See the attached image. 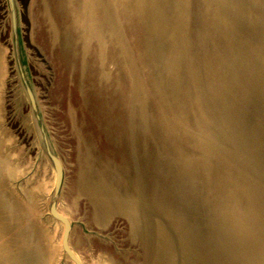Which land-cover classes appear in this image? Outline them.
Returning <instances> with one entry per match:
<instances>
[{
	"label": "rangeland",
	"instance_id": "374dc122",
	"mask_svg": "<svg viewBox=\"0 0 264 264\" xmlns=\"http://www.w3.org/2000/svg\"><path fill=\"white\" fill-rule=\"evenodd\" d=\"M98 1L18 0L31 81L65 168L59 210L73 221H81L88 229L106 236L104 240L86 235L75 225L70 241L74 251L85 264H188L191 260L189 253H192L190 248L197 247L196 241L203 243L209 237L212 238L210 247L217 250V255L210 258L200 252L202 261L196 264H222L226 260L223 256L228 253L232 256L229 260H240L242 264L251 261V254H262L264 257V144L262 147L239 144L240 134L246 139L257 132L264 112L253 110L240 131L236 124L231 129L229 127L230 107L227 104L234 101V85L239 83L241 87H247V84L234 81L238 78V58L236 50L229 44L239 41L218 28L216 13L222 2L186 0L185 12L193 7L190 13H193L191 20L196 30L203 26L207 33H212L209 40L213 49L211 58L199 49L198 63L191 61L187 52L177 59L179 65L170 67H177L174 81L179 91L174 93L171 89L173 85H169L170 81L174 83L167 73L169 67L161 66L167 77L157 72L152 58H139L144 46L139 43V49H136L128 42L122 15H133L140 23L139 14L142 9L149 8L146 10L149 15L161 12V19L164 14L167 16V25L177 24L179 28L176 31L180 34L185 28H180V20L173 10L172 2L175 3V0H114L120 16H116L114 22L124 39L123 54L112 40L109 19L104 18L106 11L103 12ZM84 4H87L88 15L97 18L94 30L101 33V38L105 35L106 42L103 38L101 50L90 46V39L86 40L85 49H81L85 37L81 33ZM147 12L142 16H146ZM233 21L228 17L225 26H234ZM170 33L165 32L164 37L168 38ZM139 37L142 39V36ZM166 41L162 42L158 51L159 57L164 59L171 52ZM217 48L218 56L214 54ZM175 51L176 58L177 48ZM200 51L202 53L199 54ZM147 53L154 58L156 51L151 49ZM12 62L5 6L0 0V196L4 199H0V208L9 218L11 202L26 204L27 209L32 210L36 226L47 235V239L44 236L38 238L44 240L40 251L42 264H58L60 228L45 216L44 207L52 170L38 153L28 119L25 118L27 107ZM127 71H130L129 78ZM191 74L202 79L198 87L192 84ZM134 76L137 77L136 86L132 80ZM105 85L110 89H104ZM137 87L138 92L134 93ZM161 89L166 92L160 94L163 97L158 94ZM160 99L170 107L160 106ZM121 105L124 109L122 115L119 112ZM105 107L107 115L104 118L102 112ZM218 146L230 156L229 159L219 153ZM240 149L249 151L248 160L252 163L244 161ZM88 154L99 159L96 163L88 161L92 167L95 164L98 169H106L107 164L127 176L128 190L121 183V178L108 171L107 178H103L105 189L108 190L111 184L115 185L114 189L118 187L116 190L123 195L124 207L126 203L128 209L134 206L133 211L130 210L133 217L124 214L125 222L131 225L132 218L142 214V223L154 226L153 229L161 233L159 240L167 237L168 241L163 245L157 243L159 233H155L153 244L146 243L144 246L142 237L137 236V241H131L125 232L94 220L98 205L86 193H94L92 184L99 183L97 178L103 179L102 176L96 177L94 169L89 168L85 159ZM256 161L263 162V168L257 166ZM113 195V199L109 196V200L106 194L107 200L112 202L110 205H114L116 195ZM230 215L238 216V219H230ZM15 225L14 229V226L11 227V232L18 228ZM16 235L19 238L16 251L21 253L20 249L27 241L23 234ZM7 239L11 241L10 234ZM179 246L184 250L188 247L186 253L181 252L183 250ZM47 247L51 249L50 257ZM254 247L263 253H254ZM146 248L149 250L147 261L142 256ZM180 252L183 257H178ZM101 253H104L105 260L99 257ZM32 257L25 255L27 264L31 263ZM62 264L71 263L65 260Z\"/></svg>",
	"mask_w": 264,
	"mask_h": 264
},
{
	"label": "water",
	"instance_id": "95a60500",
	"mask_svg": "<svg viewBox=\"0 0 264 264\" xmlns=\"http://www.w3.org/2000/svg\"><path fill=\"white\" fill-rule=\"evenodd\" d=\"M3 1L5 6V18L8 25V43L10 46V57L12 58L13 61L12 64H13L14 75L17 80V84L19 85L21 93L24 97V102L27 107L28 126L30 127L32 135L34 136L33 138L36 142L38 153L47 161L48 165L52 170V181L47 193L44 196V207H45V216L52 223L57 224V226H59L60 228V235H59L60 257L59 259H57L58 264H60L61 262L64 263L65 260H67L71 264H85L71 246L70 241L73 233V227L75 225H78L84 234L98 237L100 239L105 240L106 236L100 234L97 231L88 229L86 225L81 221H77V222L73 221L69 216H67L66 214L62 213L59 210L58 204L62 197V193L65 185V168L56 150L55 143L48 129L46 121L43 117L41 106L39 104L37 94L35 92V89L31 81L30 72L27 66L26 51L21 33V21H20L18 0H3ZM91 1H95V0H91ZM220 1L222 2L221 3L222 7H220V9H218L216 13V17L218 18L217 22H219L218 28H220L228 36L236 37V39L239 41L238 43L235 42L234 44H229V47H233L234 50H236V59L238 58V62H237L238 78H236L234 81L237 80L240 83L247 84V87H241L239 83L238 84L236 83V85H234L232 92L234 101H231V104H227V106L230 107L229 117L227 118V121L229 122L230 125L229 127L231 129L234 126V124H236L239 126L238 130L240 131L242 127H245L244 120L246 119L247 116L253 113V110L254 111L256 110L257 112L260 111L264 112V0H256L255 3L253 4H251L252 1L249 3L248 0H229L233 2L234 6L228 4L226 0H220ZM239 1L243 7L237 6ZM111 2H113V6ZM185 2L186 0H175V3H173V10L176 12V16L178 17L181 23L180 28L183 29L185 28L183 32H181L180 34L177 33L176 31L179 28L177 24L172 23L171 26L167 25V21H166L167 16L165 14L163 16V19H161L162 18L161 12H157L151 15L146 13L145 14L146 16H142L144 12H147L146 11L147 9L146 10L142 9V13L139 15L140 16L139 19L141 20L140 23H138V21L135 19L136 17L133 15H129L127 13H123L122 15L123 18L122 21L124 22L126 28L123 29L126 32L125 37L129 40L128 42L130 44L132 43V45L134 44L136 46L135 47L136 49H139L137 48V45L139 46V43L143 44L144 52L140 54L139 58L143 60L152 58V60H154L153 65L156 64L157 72L161 74L163 73L167 77H168L167 75L168 73L174 82L172 83V81H170L169 83V85L170 84L173 85L171 89L172 91H174V93L175 91L177 92V90L179 91V89H177L176 86L177 82L174 81V77L177 72V67H174V69L170 67H173L172 65L174 66L179 65V63L177 64V59L183 56L185 52H187L189 54L191 61L195 60L198 63L196 58H198L199 49L203 50L205 56L207 57L210 56V58L212 56L211 50L213 49V45H211V41H210L211 39L209 37V34L212 33H207V31L204 30L203 26H201L200 29L198 28L199 31L196 30V27L193 25V22L191 20V17H193V13H190L193 10V7L189 8V12L187 11L185 12ZM99 3L100 5H102L103 12L106 11L105 13L106 16L104 15V18L109 19L108 25L111 28L110 34L112 40L115 41L113 42L115 46L117 45L116 48H118L123 54L125 49L124 39L122 38L121 34L118 33V28L114 22L116 16H118L117 13L118 8L116 2L114 0H100ZM84 7H85V12L83 14V20L81 21V25H82L81 33L85 37L83 38L84 42L82 44L84 45L82 46L81 49H85L86 47L85 45L87 43L86 40L90 39L89 41L90 46H93L95 50H101L103 44V38L104 41L106 42V38L104 37L105 35H102L103 37L101 38V33L97 32L96 29L94 30V26L98 24L97 18L93 19L91 15H88L87 4H84ZM228 17H231L234 20L235 22L234 26H230V27L225 26V21L226 19H228ZM118 18H120V16H118ZM95 21H96V25L94 24ZM168 31H171L168 37L169 39L164 37L165 32ZM173 32H175L174 35H172ZM105 33L108 34L107 31ZM139 35L142 36V39L141 37H139ZM127 39L125 40L127 41ZM165 40H167L166 41L167 45H170V51H171L169 52L167 59L161 58L162 56L159 57L158 54L159 48H161L162 42ZM151 43H153L154 46ZM106 48H108L107 45ZM176 48H177V55L175 58L174 56L176 54L175 51ZM151 49H154L156 51L154 58L147 53V51L149 50L151 51ZM237 50H239L238 53ZM242 51L245 53L243 54ZM200 53L202 52L200 51L199 54ZM214 54H216L217 56L219 55V48L215 50ZM161 59L163 61H161ZM172 61L176 62V64H174ZM163 64L165 67H169L167 73L161 67L163 66ZM200 65L204 66L206 64L203 65L200 64ZM129 72L127 71L128 78H129ZM132 80L136 86L137 81L135 76L133 77ZM201 81L202 79L200 77L197 76L196 78H194V76L191 74V82L194 85V87H198V84ZM105 88L110 89V87L106 85L104 86V89ZM107 92H111V90L109 91L107 90ZM133 92L134 93L138 92V88L137 89L135 88V91L133 90ZM161 93L165 94L166 92L163 89H161V92L159 90L158 92L159 96L163 97L162 95H160ZM184 93L185 91L182 93V95ZM197 95H196V99H198L199 97L198 93ZM158 103L160 106L162 105L163 107L169 106V104L166 103L165 100L163 99H160ZM122 110L124 109L123 106L121 105L119 109L121 115H122ZM102 113H104V118H105V115H107L106 107L104 108V111ZM254 127L256 128V126ZM257 128H258L257 132L254 133L251 138L245 139V137H243L240 134L239 144L245 146L247 143L253 146L262 147V145L264 144V116H263V122L262 123L259 122ZM230 133L232 135L231 131ZM196 150L198 151L199 148L197 147ZM218 151L219 153L224 154L227 159L230 158V156H228V154L223 149H220L219 146H218ZM239 153L242 155L244 161L248 163L253 162L252 160L251 161L248 160L249 159L248 150L240 149ZM88 155L85 158L87 159L86 162L89 164L90 169L92 170L94 169L95 172L94 175H97L96 177L102 176V178L106 179L107 177L106 173L108 171L112 173L113 176L121 178L122 179L121 183L124 184L123 185L125 186L124 188L125 189L127 188L128 190L129 181L127 180V176H123L122 173L121 174L118 173L114 168H111L107 164H105L106 169L104 168L98 169V167L95 164H94L95 166L93 165L92 167V165L88 161H92L96 163V159L97 160L99 159L93 155L92 156L91 155L88 156ZM204 157L206 158V156ZM89 158L91 160H89ZM255 164L260 168H263V162L256 161ZM85 167L87 169L86 165ZM99 171L101 172L98 175ZM97 179L99 183L98 184H96V182L93 183L91 188L94 189V193L92 192L86 193L87 195L90 194L92 201L95 204L97 202L98 205L97 206L98 208L95 210L97 211V218H95L94 220L97 221L98 223L102 222L101 224L103 223L109 224L113 229H118L125 232L127 238L131 241H137L136 237L140 236L142 237V242L144 246L146 243L153 244L152 239L154 238L155 233L157 235L159 231L155 228L153 229V227L150 225H147L145 223L143 224L142 223L143 217L141 216L142 214H138L139 217L132 218L133 220L131 225H129L128 222H125L124 214L126 217L129 216L131 214V211H133L134 206L128 209L126 203L124 207L123 206L124 201H122L123 195L120 193V191L114 189L115 185L111 184L110 187H112L113 189L109 187V189L107 190L105 189L106 187L104 180H101L100 178ZM1 187L2 186L0 182V188ZM103 191L105 195H103ZM114 193L116 195V197H114V205H110L109 203L111 202L107 201L106 194L108 195V198L110 196V198L113 199L112 195ZM0 199L4 200L3 197L1 196ZM134 203H137L136 200H134ZM10 204L12 206V212L10 218H8L4 213V210L3 209L1 210L0 208V264H27L25 260V255L28 257L33 256L32 261H30L31 263L29 264H42L41 258L43 255L41 254L40 251L42 250L41 242H44V240L40 241L38 238L40 236H44L47 239V235L45 234L44 230H41L39 227L36 226V223L33 220V213L30 207H29L30 210H28L26 204H20L16 202H11ZM137 210L138 209H136V211ZM101 211L103 213H101ZM140 211L142 210L140 209ZM136 213L134 216H136ZM230 219H238V216L230 215ZM149 220L152 221L151 218ZM137 221H140L141 223L138 224ZM15 224H17L18 228L14 230V232H11V227L12 226L15 227L16 226ZM165 226L169 227L167 223H165ZM17 230L20 232L19 233L16 232ZM164 233L166 232L164 231ZM8 234L11 235V241L7 239ZM16 234H23L28 244V245L24 244L22 246V248L20 249L21 253L16 251V247H18V242H19V238ZM160 237H161V233L157 235V239H158L157 243L163 245L164 242L168 241L167 237H165L163 241L159 240ZM206 239H208V241H204L203 243L196 241L197 247L190 248L192 252L190 258L192 260H189L188 264H196L197 262H199V260L202 261V258L199 256L200 252H202L203 254H205V256H208L210 258L212 257V255L213 256L217 255V250L212 249L210 247L211 244L209 243V241L212 242V238L207 237ZM178 242L180 243V240ZM179 247L181 248V246ZM255 249L256 248L254 247L253 250L255 251L254 253L256 252L263 253L262 251H256ZM45 250H46V246H45ZM50 250L47 247L48 257H50ZM182 250H183L182 252H185L184 249ZM28 251H30L29 254H26ZM177 254L179 255L178 257L182 256L181 252ZM142 256L143 259H145L144 252ZM99 257L102 260H105L104 253L99 254ZM223 257L226 260L223 261L222 264H242L240 260L238 262H233L229 260V258L232 257L231 254L229 253L224 255ZM245 257L247 256H242V258ZM236 258L239 259L240 254ZM250 258L251 261L248 262V264H264V257L262 254L259 255L251 254Z\"/></svg>",
	"mask_w": 264,
	"mask_h": 264
},
{
	"label": "bare ground",
	"instance_id": "6f19581e",
	"mask_svg": "<svg viewBox=\"0 0 264 264\" xmlns=\"http://www.w3.org/2000/svg\"><path fill=\"white\" fill-rule=\"evenodd\" d=\"M143 1V0H142ZM151 1V0H150ZM162 1H164V0H162ZM173 1V0H172ZM188 1V0H187ZM227 1V3L228 4H230V5H232V6H234L233 5V2H231V1H229V0H226ZM249 1V3L251 2V4H253V3H255V1L256 0H248ZM141 2V1H140ZM139 2V3H140ZM156 2V1H155ZM91 3V2H90ZM152 3V2H151ZM161 3V2H160ZM159 3V6L162 4H160ZM174 2H172V4H173ZM143 4V3H142ZM142 4H141V6H142ZM250 4V5H251ZM152 5V4H151ZM163 5V4H162ZM165 5H167V4H165ZM101 6V5H100ZM156 5H154V7H155ZM237 6H239V7H243L242 5H241V3H240V1L238 2V5ZM252 6H254V5H252ZM162 7V6H161ZM145 8H147V7H145ZM153 8V7H152ZM164 8V7H163ZM149 9V8H148ZM147 9V10H148ZM146 10V9H145ZM153 10V9H152ZM155 10V9H154ZM230 10V9H229ZM89 11V10H88ZM188 11V10H187ZM216 11V10H215ZM139 12H140V10H139ZM138 12V13H139ZM151 12V11H150ZM172 11H170V13H171ZM147 13H149V12H147ZM153 13V12H152ZM140 15V14H139ZM173 15V14H172ZM171 17H173V16H171ZM230 18V17H229ZM108 21V20H107ZM231 22H232V20H231ZM234 22V21H233ZM235 24V23H234ZM55 27V26H54ZM230 27V26H229ZM224 30V29H223ZM232 37H234V36H232ZM234 40H235V37H234ZM233 41V40H232ZM235 42V41H234ZM88 43V42H87ZM233 43V42H232ZM152 44V43H151ZM232 52H233V49H232ZM234 53V52H233ZM204 55V54H203ZM232 54H230V56H231ZM234 55H235V53H234ZM126 56V55H125ZM127 58V57H126ZM201 58V57H200ZM205 58V57H204ZM235 62V61H234ZM219 67V66H218ZM137 76V75H136ZM135 76V78H137ZM140 82V81H139ZM138 88V87H137ZM136 88V89H137ZM136 95V94H135ZM255 116H256V114H255ZM25 117V116H24ZM25 118H27V117H25ZM26 120V119H25ZM4 156V155H3ZM115 177V176H114ZM102 178V177H101ZM107 178V177H106ZM103 179V178H102ZM7 180V179H6ZM95 180V179H94ZM104 180V179H103ZM111 180H113V179H111ZM262 180V179H261ZM8 181V180H7ZM92 181V180H91ZM105 182V181H104ZM110 182V181H109ZM112 182V181H111ZM114 182V181H113ZM263 182V181H262ZM9 182H7V184H8ZM91 183H93V181L91 182ZM95 183V182H94ZM107 183V182H106ZM84 184V183H83ZM85 184H86V181H85ZM88 184V183H87ZM110 185V184H109ZM108 185V186H109ZM87 186V185H86ZM10 187V186H9ZM91 187V186H90ZM92 188V187H91ZM109 188V187H108ZM118 188V187H117ZM116 188V189H117ZM13 189V188H12ZM113 189V188H112ZM14 190V189H13ZM94 190V189H93ZM123 192V191H122ZM141 193V192H140ZM14 195H15V193H14ZM139 195H141V194H139ZM18 196V195H17ZM90 196V195H89ZM114 196V195H113ZM91 197V196H90ZM106 197V196H105ZM116 197V196H115ZM140 197V196H139ZM22 198V197H21ZM109 199V198H108ZM140 199H141V197H140ZM110 200V199H109ZM108 201V200H107ZM109 202V201H108ZM33 203V202H32ZM112 203V202H111ZM96 204H97V202H96ZM143 206V205H142ZM95 207V206H94ZM144 207V206H143ZM141 208V207H140ZM35 209V208H34ZM36 210V209H35ZM36 211H38V210H36ZM155 211H156V208H155ZM101 213H103L102 211H101ZM157 213V212H156ZM8 214V213H7ZM161 215V214H160ZM131 216V215H130ZM131 217H133V216H131ZM154 217V216H153ZM164 217V216H163ZM10 218V217H9ZM135 218V217H134ZM148 220H149V218H148ZM152 220V219H151ZM150 221V220H149ZM152 222V221H151ZM37 223V222H36ZM42 223V222H41ZM150 223V222H149ZM152 224V223H151ZM159 224V223H158ZM170 224V223H169ZM153 225V224H152ZM160 225V224H159ZM172 225V224H171ZM42 227V226H41ZM154 227V226H153ZM15 227H13V229H14ZM43 228V227H42ZM48 229V228H47ZM175 229V228H174ZM177 229V228H176ZM178 230V229H177ZM164 232V231H163ZM169 234H171L170 232H169ZM180 234V233H179ZM11 236V235H10ZM174 238V237H173ZM175 239V238H174ZM182 239V238H181ZM139 241V240H138ZM174 241V240H173ZM141 242V241H140ZM176 242V241H175ZM182 242V241H181ZM184 242H186L185 240H184ZM184 242H182V244L184 243ZM188 243V242H187ZM151 244V243H150ZM189 244V243H188ZM182 247L184 246V245H181ZM187 246V245H186ZM43 249H44V246L42 247ZM152 248V247H151ZM157 249H161V247L160 246H157ZM181 249V248H180ZM184 249V248H183ZM186 249H188V247L186 248ZM185 249V250H186ZM146 250H147V248H146ZM184 250V251H185ZM53 251V250H52ZM58 251V250H57ZM149 251V250H148ZM148 251H146L145 252V261H147V259H148V257H149V253H148ZM189 251H190V249H189ZM51 252V251H50ZM54 252V251H53ZM170 252H171V250H170ZM182 252V251H181ZM153 253V252H152ZM52 255H53V253H51ZM56 254V253H55ZM171 254V253H170ZM52 255H51V257H52ZM182 255V254H181ZM189 255H191V253H189ZM45 256V255H44ZM171 257H172V255H170ZM184 256V255H183ZM151 257V256H150ZM186 258V257H185ZM45 259V258H44ZM186 260V259H185ZM192 260V259H191ZM182 261V260H181ZM48 262V261H47ZM175 262H176V260H175ZM148 264V263H147Z\"/></svg>",
	"mask_w": 264,
	"mask_h": 264
}]
</instances>
